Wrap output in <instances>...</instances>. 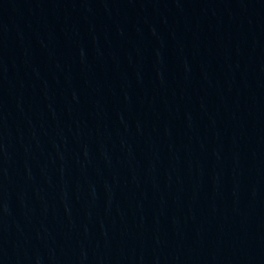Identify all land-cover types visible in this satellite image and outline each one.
Returning a JSON list of instances; mask_svg holds the SVG:
<instances>
[{
	"label": "water",
	"instance_id": "1",
	"mask_svg": "<svg viewBox=\"0 0 264 264\" xmlns=\"http://www.w3.org/2000/svg\"><path fill=\"white\" fill-rule=\"evenodd\" d=\"M0 264H264V0H0Z\"/></svg>",
	"mask_w": 264,
	"mask_h": 264
}]
</instances>
